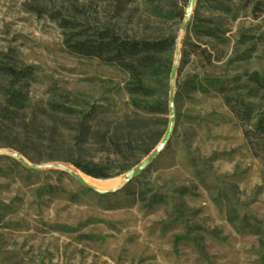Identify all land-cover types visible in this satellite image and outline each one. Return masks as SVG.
<instances>
[{
	"label": "rangeland",
	"instance_id": "374dc122",
	"mask_svg": "<svg viewBox=\"0 0 264 264\" xmlns=\"http://www.w3.org/2000/svg\"><path fill=\"white\" fill-rule=\"evenodd\" d=\"M189 3L0 0V264H264V153L246 136L251 123L226 101L228 94L254 116L264 111V0H196L185 25ZM64 17L86 34L108 26L125 36L175 37L152 77L167 107L141 111L144 140L117 133L116 120L135 115L128 65L71 51ZM4 64L30 67L23 94L40 110L37 141L13 119L14 79ZM172 95L169 141L116 189L90 188L61 165L32 167L15 154L82 170L29 157L51 151L50 102L107 108L114 122L100 113L80 152L111 166L108 177L121 175L165 135ZM61 128L68 137L76 125Z\"/></svg>",
	"mask_w": 264,
	"mask_h": 264
},
{
	"label": "trees",
	"instance_id": "16d2710c",
	"mask_svg": "<svg viewBox=\"0 0 264 264\" xmlns=\"http://www.w3.org/2000/svg\"><path fill=\"white\" fill-rule=\"evenodd\" d=\"M62 24L68 28L64 42L71 51L88 56H98L107 62H121L128 65L130 76L126 82V88L131 95L135 115L132 118L117 119V133L119 136L128 133L134 135L138 140H144L148 131H146V125L143 124L144 118L141 111L151 113L164 110L167 107V101L159 87L153 83L152 77L159 74L163 54L170 48V45L175 43V37L171 35L160 37L125 36L108 26L101 28L97 33L86 34L85 32L81 33L82 30L77 28L79 26L77 20L67 17L62 19ZM29 68V66L19 67L13 64H4L1 70L14 79L8 88V90H11L12 86L14 88V91L10 92L11 98H9V102L15 105L14 121L26 130V137L37 141L42 137V132L36 121L40 110L30 107L28 96L23 94L26 85L23 76L29 73ZM17 80L19 83L15 84ZM226 101L241 120L251 123L245 130L246 136L256 151L263 154L264 111L254 116L250 109L242 108L228 94H226ZM50 111L53 122L51 133L47 136L48 146L51 147L49 156L30 155L29 157L35 161L61 158L75 163L82 170L94 176L108 177L112 175L114 170L111 166L83 156L80 147L81 143L89 137V130L97 133L96 129L92 128L100 123V113H103L104 119L108 120L107 124L111 126L115 116L113 118H109V116L116 115V112L107 108L98 110L92 106L88 108V112H84L78 107L58 100L50 102ZM29 114H31V120L27 117ZM72 117L73 119L67 120ZM67 123L76 125L68 137L64 135L65 130L61 128L64 125L67 129ZM121 126H125L127 129L122 131ZM4 133V131H0L1 135ZM104 136L107 137L106 132Z\"/></svg>",
	"mask_w": 264,
	"mask_h": 264
},
{
	"label": "water",
	"instance_id": "95a60500",
	"mask_svg": "<svg viewBox=\"0 0 264 264\" xmlns=\"http://www.w3.org/2000/svg\"><path fill=\"white\" fill-rule=\"evenodd\" d=\"M195 1L196 0H190L189 6H188V9H187V19L185 21V25L187 24L188 18L190 16V13H191V11L194 8ZM182 34H183V32H181V34H180L181 37H182ZM174 72H175V70H174ZM171 108H172V117H171L170 125H169L165 135L160 140V142L154 147V149L151 152H149L136 165H134L133 167H131L130 169L125 171V173H123L121 175H118L117 179L112 184H110L109 188H107L106 190L116 189V188L122 186L123 184L127 183L132 178H134L137 174L142 172L159 155V153L162 151V149L165 147V145L169 141V139L171 137V134H172V131H173V128H174V123H175V101H174L173 95H172V99H171ZM15 154L17 156H19L22 159V161H24L26 164H28V165H30L32 167L43 168V167H50V166H53V165H61V166L65 167L63 165V163H61V162L34 163V162H31L27 157L21 155L20 153H16L15 152ZM65 168L71 170L68 167H65ZM73 174L80 181H82L84 184H86V185H88L90 187H94L96 189H100V188H98L96 186H93L90 182H88L83 177L78 175L77 172H73ZM100 190H102V189H100Z\"/></svg>",
	"mask_w": 264,
	"mask_h": 264
},
{
	"label": "bare ground",
	"instance_id": "6f19581e",
	"mask_svg": "<svg viewBox=\"0 0 264 264\" xmlns=\"http://www.w3.org/2000/svg\"><path fill=\"white\" fill-rule=\"evenodd\" d=\"M184 30H185V28L183 27V32H184ZM63 165L65 167L70 168L73 172H77L78 175H80L85 180L90 182L93 186H96V187H98L100 189L109 188L110 184H112L117 179V176H115V177H107V178H97V177H94V176H92L90 174H87V173L83 172L82 170H80L79 168H76L74 166L68 165L66 163H63Z\"/></svg>",
	"mask_w": 264,
	"mask_h": 264
}]
</instances>
